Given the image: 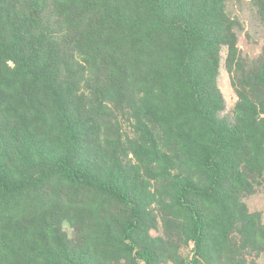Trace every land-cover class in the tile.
I'll list each match as a JSON object with an SVG mask.
<instances>
[{
	"label": "trees",
	"instance_id": "trees-1",
	"mask_svg": "<svg viewBox=\"0 0 264 264\" xmlns=\"http://www.w3.org/2000/svg\"><path fill=\"white\" fill-rule=\"evenodd\" d=\"M235 1L0 0V264H260L264 45Z\"/></svg>",
	"mask_w": 264,
	"mask_h": 264
},
{
	"label": "rangeland",
	"instance_id": "rangeland-1",
	"mask_svg": "<svg viewBox=\"0 0 264 264\" xmlns=\"http://www.w3.org/2000/svg\"><path fill=\"white\" fill-rule=\"evenodd\" d=\"M245 1L249 0H236L229 6V9L235 17H238L240 21L243 22L245 30L249 31L252 29L253 32L258 33V35H256L257 39L253 37L250 40L245 36V30L241 31L240 34L238 33V37L240 35L241 42L239 45V50H241L244 58L251 59L259 55L261 50L260 46L264 45V41H260L262 39L261 37L263 34V29H261L258 23L255 21L257 20L256 15L252 11V8L247 3H245ZM230 76H232V74H230L227 69L222 68L221 76L219 77V86L222 89L227 101V112L229 113L231 112V108L234 105V101L232 102L231 98L235 97V90L232 86V78ZM248 204L252 211L262 212L264 214V179L262 180V186L259 187L258 192L255 195V199L248 202ZM237 242H240L239 239H235L232 243L235 245ZM182 252L184 253L185 257H188L187 250L182 249ZM248 257V262L251 264V256ZM259 262L260 264H264V253L262 254V257L259 258Z\"/></svg>",
	"mask_w": 264,
	"mask_h": 264
}]
</instances>
